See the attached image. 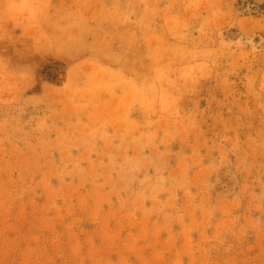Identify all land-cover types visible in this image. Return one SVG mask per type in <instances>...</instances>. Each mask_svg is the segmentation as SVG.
Listing matches in <instances>:
<instances>
[{
  "label": "rangeland",
  "instance_id": "obj_1",
  "mask_svg": "<svg viewBox=\"0 0 264 264\" xmlns=\"http://www.w3.org/2000/svg\"><path fill=\"white\" fill-rule=\"evenodd\" d=\"M0 264H264V0H0Z\"/></svg>",
  "mask_w": 264,
  "mask_h": 264
}]
</instances>
